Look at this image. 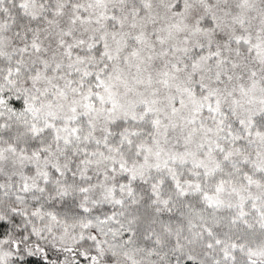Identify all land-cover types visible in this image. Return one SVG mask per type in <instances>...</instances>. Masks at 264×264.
<instances>
[{"label":"snow or ice","instance_id":"snow-or-ice-1","mask_svg":"<svg viewBox=\"0 0 264 264\" xmlns=\"http://www.w3.org/2000/svg\"><path fill=\"white\" fill-rule=\"evenodd\" d=\"M0 264H264V0H0Z\"/></svg>","mask_w":264,"mask_h":264}]
</instances>
